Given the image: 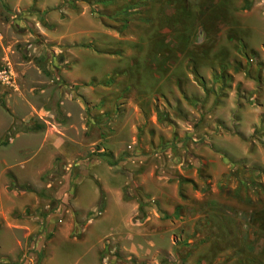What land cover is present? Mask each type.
Segmentation results:
<instances>
[{
	"label": "rangeland",
	"instance_id": "rangeland-1",
	"mask_svg": "<svg viewBox=\"0 0 264 264\" xmlns=\"http://www.w3.org/2000/svg\"><path fill=\"white\" fill-rule=\"evenodd\" d=\"M58 1L55 8L51 0H0V264H264V189L235 191L236 180L223 181L226 166L241 159L264 172V115L244 136L246 144L225 141L240 134L237 110L225 122L231 102L253 109L264 103V0H195L206 12L181 14L174 41L185 58L195 55V96L205 98L180 95L179 104L161 107L149 88L153 110L135 87L118 104L114 94L97 93L113 79L99 51L82 44L92 42L91 25H75L82 29L79 44L61 40L69 25L47 21L56 13L69 21L83 7L97 20L92 7L118 1ZM130 15L140 16L134 5L107 18L117 25ZM192 28L191 48L185 44L193 43ZM245 40L254 48L246 51ZM150 47L132 46L137 65ZM185 65L183 58L181 75ZM74 74L93 88L89 96L70 82ZM243 74L253 83L246 94L234 77ZM135 75L127 81H140ZM130 102H138L140 114L129 110ZM246 145L253 147L249 154ZM113 171L128 183L124 199L139 206L130 229L95 251L99 245L86 243L83 230L98 213L82 214L76 204L87 206L92 183L104 201ZM257 181L264 186V174Z\"/></svg>",
	"mask_w": 264,
	"mask_h": 264
},
{
	"label": "crops",
	"instance_id": "crops-1",
	"mask_svg": "<svg viewBox=\"0 0 264 264\" xmlns=\"http://www.w3.org/2000/svg\"><path fill=\"white\" fill-rule=\"evenodd\" d=\"M117 1L119 4L117 6H114L113 4H107L106 6L107 2H103L101 6L99 5L97 7H92L99 15V19L97 20L90 17V15L87 13L90 9H87L86 7H83L84 11L82 14L76 15V18H72L69 21L67 20L64 22L57 13L56 17L50 18L49 16V19L47 18V21L50 20L49 22L55 23L57 25H69L71 30L64 37H61V40L78 42L79 44L82 43L80 38L82 35V29L80 27H75V25H91L92 30L89 32L90 36H88V40L91 39L92 42L82 44L87 46L92 44L94 49L99 51V53L97 52L99 54L98 58L102 57L103 60L108 63L107 65H104L105 76H107L106 78H109V80L113 79L110 87L105 86L106 88L104 87L105 89H102V92L99 90L97 93L114 94L117 98L115 99L114 103L118 104L121 93L124 90H127L129 87H135L137 90H135V93L142 94L143 98L145 99V102L148 105L147 110H153L155 107L153 105L154 98L147 96V93L150 90L152 93L159 95L158 97L160 98L159 103L161 104V107H164L167 104H179L180 95H188L189 98H186V101H189L190 98L194 99V101H196L197 97H199L200 100L205 98L202 97L204 94L195 96V93H197L196 90L199 89V87L197 86L193 76L195 75V71L193 72L192 69L195 70V65H191V63L197 59L195 58V55L187 56L185 58V55L181 54L179 49L175 50L177 43L174 41V35L175 30H180V25H183L180 20L182 17L180 16L181 14L184 15L192 12L195 15L194 18L198 15V17H200L201 14L206 12V5H197L195 0H182L180 1L181 3H179L178 0ZM191 2H194V4L192 5ZM59 4L60 2L58 0H51L50 2V6L55 8L58 7ZM129 5H134V12L140 13L138 20L134 19L133 15H130L126 16L117 25L109 23L111 21L108 20V16H112V13L117 11V7L120 6L126 8V6ZM100 20L101 22H99ZM134 21H139L140 23H135ZM200 24L201 20L198 21V25ZM192 30L194 33L195 28H192ZM193 33V43H186L185 45H187V47L192 48L195 46V33L194 35ZM245 42L247 43L246 40ZM137 43L145 46H151L150 49L145 48L144 51L140 53V66L136 64V60L134 61L132 57V54L134 53L132 46ZM180 46L181 45L178 44L179 48ZM243 46L247 48L246 51H249L250 48H254L250 46V44H248L247 47L246 45ZM168 47L171 48L168 49ZM84 51L85 47L79 50L78 53H75L77 60H80L84 57ZM183 58L188 65V69L185 65L184 68L187 70H184L181 75L177 69L179 68V62ZM138 71L139 74H137ZM132 72L135 73V76L139 77L141 80L137 82L135 81L134 83L131 82V80L127 81L126 78L130 77L129 75H131ZM199 74L201 73L199 72ZM234 77L236 78L238 86H241V84L244 85V87H242V92H244L243 94H246L247 90L253 89V83L245 81L244 74L235 75ZM69 78L70 82L73 84L82 86L81 92L83 96L90 95L93 88H91L90 91H88V88H84V81L81 80V78L75 74L72 76L70 75ZM199 78L204 80L202 76ZM143 79H146L147 84H144ZM140 90L144 93H141ZM250 93L253 92L251 91L249 94ZM91 99L93 100L92 97ZM224 100L225 99L223 98V101ZM137 103L138 102H130L128 108L129 110L135 111V114H140V107L137 105ZM95 104H100V98H98V101H96ZM241 104L243 105V103L237 104L234 101L231 102V104L227 107L229 112H226L228 114V119L225 122H231L229 120L231 116L230 112H232L234 109L237 110L239 120H236L235 122L237 126H239L240 134H236L235 137L226 139L225 141L235 139L244 142L243 139L247 138L244 136H248L251 133V129L259 122V117L264 115V103L263 106H259L255 109L246 106L244 107ZM219 108H223V106ZM219 108H217V111L221 112ZM200 111L203 113L202 110ZM246 120L248 121L246 122ZM244 123H247L250 127L248 132L243 131L242 126ZM143 125H146V123H143ZM221 147L224 150L223 145ZM247 149L249 154L250 150L248 147ZM136 154L138 155L140 153L137 152ZM225 155L228 154L224 150L221 157H224ZM246 160L247 158L238 161L240 163H246ZM250 163V167H257L255 166L256 164L253 162V160H250ZM246 166L248 167V165ZM261 168L264 169L262 166ZM117 169L118 167L116 170ZM228 169H230V167L226 166L224 170L226 175L229 172ZM117 171L110 173L112 180L110 187L103 188L104 193H102V196L104 197V194H106V197L104 198V201H102L101 208V202H99L101 190L99 187L94 186L93 183L92 187L87 191V196L90 198V200L87 202V206L84 207L82 202H77L76 204L78 210L81 213L83 212L85 215L89 212L98 213V217L94 220H91L83 230L86 243H90L91 241H89V239H92L95 243L94 246L99 245V247H95V251H98L100 248L102 249V241L105 238L107 239L109 236L122 234L125 230H129L131 226V218L138 210L139 205L136 202L127 201L124 199V191L128 183L120 181ZM83 190L84 188L82 186L78 188V197L84 192ZM203 202L206 205L209 204L208 202H205V200ZM177 207L174 209V213Z\"/></svg>",
	"mask_w": 264,
	"mask_h": 264
},
{
	"label": "trees",
	"instance_id": "trees-1",
	"mask_svg": "<svg viewBox=\"0 0 264 264\" xmlns=\"http://www.w3.org/2000/svg\"><path fill=\"white\" fill-rule=\"evenodd\" d=\"M257 129L255 133H257ZM0 145H4V143H0ZM253 150V147L250 148ZM202 174V173H201ZM264 172L255 168V167H247L244 163H234L232 162L230 165V169L228 174L224 177L223 181L228 183L230 180L234 179L238 183V187H236L235 191H238L239 187L241 189H245L246 191H252L253 193L258 195L259 187L264 189L262 183H259L257 180L259 176L263 175ZM202 177V175H201ZM206 182V181H205ZM102 207V201L100 204V208ZM178 207L176 211L179 209ZM175 211V212H176Z\"/></svg>",
	"mask_w": 264,
	"mask_h": 264
}]
</instances>
